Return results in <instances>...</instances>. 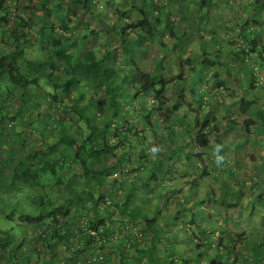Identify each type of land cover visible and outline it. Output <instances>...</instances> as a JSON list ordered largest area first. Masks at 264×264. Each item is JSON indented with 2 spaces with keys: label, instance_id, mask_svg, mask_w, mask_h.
I'll return each mask as SVG.
<instances>
[{
  "label": "trees",
  "instance_id": "trees-1",
  "mask_svg": "<svg viewBox=\"0 0 264 264\" xmlns=\"http://www.w3.org/2000/svg\"><path fill=\"white\" fill-rule=\"evenodd\" d=\"M109 1L37 0L36 3L35 0H0V84L8 86V97L15 95L9 89V86H13L21 89L24 97L29 96L27 99L30 101L36 99L31 97L29 92L34 88L33 90L39 92L42 97L40 99L42 115L47 116L43 126L42 143L33 146L22 158H12L8 164L10 172L0 176V264H29L31 256L42 257L44 255L48 256V261L43 264H56L53 257L57 253L55 247L58 244H63L69 253L66 260L60 261V264H70L69 262L72 264H105L104 261L92 260V253L96 252V248L93 237L87 232L88 230H102L106 235L110 231L106 222L108 214L103 215L96 206L107 193L115 194L128 188V184L121 179L125 176L126 170L131 167L137 169V167L149 165L153 168L150 177L154 178L163 170V162L171 157V155L167 158L159 155V157L150 158L155 155L158 147L151 142L152 136L148 133L160 135V130L163 129L164 134L161 136L172 145L181 127L179 137L183 138V142L175 153L187 154L185 149L192 144L193 155L198 158L204 155L202 150L211 146L210 136L216 129L215 119L204 116L202 121L197 119L193 123L188 118H182L177 126L159 119L158 112L161 102L166 100L164 93L170 84L166 80L168 74L162 62L156 65L155 71H142L130 67L123 71L121 78H115L116 69L112 65L115 50L108 48L109 42L102 45L96 44L100 36L98 26L117 28L122 39L127 40L133 36L137 44L149 39H157L164 44L159 37V33L162 32L178 40L185 39L188 32L195 30L199 22L192 24L191 27L185 25L191 29L185 30L181 36H178L171 14L168 13L161 18L167 3L180 4L185 0H122L124 5L113 6L111 15L103 16V10L100 7L108 6ZM192 1L199 10L211 8L218 3V0ZM254 1L262 6L259 12L257 9L250 10L237 22V25L241 26L239 35L241 44L237 48V60L235 61H238L240 66L243 65L242 71L231 67L230 61L233 59L224 61L220 54H217L213 60H202L201 64L205 68L214 64L221 65L226 70L229 68L227 72L233 79L231 81L233 86L238 88L236 92L241 104L240 108L235 110L236 113L244 114L250 110L255 120L261 124V127L257 129L263 128L260 132L264 137V122H262L264 119L261 118L260 110L255 105L257 101L249 99L245 91L246 67L251 66L252 60L257 66H264V31H262L264 18L261 16L262 8L264 10V0ZM150 3L153 4L152 10L147 8ZM37 7L40 10L39 14ZM250 7L253 9L252 5ZM12 9L17 11L14 19L11 15ZM111 17L118 22H111ZM203 18L200 16V22ZM90 41L92 45L89 44ZM36 48L38 49L36 57L31 62L25 59L26 64L20 67L18 55L23 54L27 49L34 53ZM95 48L98 50L96 51ZM100 50H103L102 54H99ZM178 77L184 80L183 74H179ZM115 79L119 82L114 83ZM46 85L51 91L46 90ZM250 85L255 89L253 80ZM94 88L99 89L100 94L109 95L108 107L113 110L112 115L99 117L98 109L89 113L86 107L90 103L82 105L73 95L79 92V96H82L81 93L84 92L82 89L89 93L94 91ZM64 95L70 98V105H65ZM147 97H152L153 100L148 101ZM193 97L197 100L195 93ZM138 99L141 100L139 101L141 107L137 111L126 109L129 103H137ZM29 100H25V103L30 102ZM204 103L205 100L201 98L199 104ZM29 104L31 106L33 102ZM176 107L177 105L174 104L172 108ZM47 108L52 110L51 113ZM125 112L135 116L138 126H141L135 127L133 131L120 128L119 123H116V117L124 118ZM73 113L79 117L78 121H73ZM29 116H34V114L30 113ZM0 123L3 124L2 119ZM248 126V124L245 126L247 130H249ZM25 133V131L14 132L11 135L23 136ZM11 135L8 134L7 137ZM50 137L53 142L49 143L48 138ZM112 137L116 139L112 141ZM260 143L264 145V139ZM139 148L143 153L138 158L129 155V150L137 151ZM110 156L113 158L112 162H110ZM6 161L5 163H8V160ZM202 169L203 173L208 174L206 166ZM67 170L73 171L72 174H68V181L76 182L73 189L60 200H55L50 196L46 198L47 187L55 188L65 184ZM115 173L119 175L117 180L110 177ZM260 178L262 182L260 181L259 199L260 203H263L264 165ZM114 184L115 187H113ZM156 185L154 180L145 183V187L150 190L151 194L161 197L157 192L155 193ZM29 186L40 191L31 197L36 206V213H22L18 225L17 223L15 225L13 220L18 204H11L13 201L7 197L15 199L20 196L16 194L24 193L26 189L33 190ZM152 186L154 189L151 188ZM145 187L142 186L143 189ZM132 190L129 188L125 191V200L119 205L120 212L129 221L142 220L147 232L153 233V236L150 245L140 246L138 239L134 237L137 233L128 231L127 236H131L130 244L136 248V254L133 257L128 256L124 251L127 246L126 242L124 239H119L117 247L123 251L121 260L127 258L126 264H167V262L205 264L202 260L196 261L189 255L179 260L173 256L158 257L156 249L159 242L163 241L165 245H169L174 242V239L169 236L163 224H158L157 218H163V215L157 208L155 210L140 209L138 206V211L132 209V205H136L134 199L130 197ZM238 192L231 193V195L237 197ZM16 200L18 203V198ZM183 211L179 216L184 217L190 211L192 221L198 223L192 206ZM87 212L95 214L89 218L85 215ZM140 216L143 219H140ZM179 216L172 217V221L178 220ZM82 219H85L84 223L81 222ZM123 224L122 221H118L113 225L122 227ZM13 226H22V229L28 227L32 230L29 232L27 230L26 235L28 236L17 239ZM38 230L40 231L36 232ZM80 233L81 236L77 237ZM139 234L144 236L142 228ZM255 236L245 241L247 247L254 246ZM195 237L196 235H190V240L197 246V250L204 248ZM214 237L218 240V244L215 241L206 240L205 247L209 249L205 248L204 252L207 254L206 250H215L214 257L207 264H223L222 257L224 256H228L229 264H237L238 261L234 255L236 241H228V239L217 238L213 235ZM105 245L101 246V249ZM23 246L27 247L25 252L22 251ZM261 253L262 247L260 246L259 254L254 255L253 262L258 261V258L264 255ZM89 254H91V260Z\"/></svg>",
  "mask_w": 264,
  "mask_h": 264
},
{
  "label": "rangeland",
  "instance_id": "rangeland-1",
  "mask_svg": "<svg viewBox=\"0 0 264 264\" xmlns=\"http://www.w3.org/2000/svg\"><path fill=\"white\" fill-rule=\"evenodd\" d=\"M250 1L218 0V3L213 7L204 8L201 11L197 9L192 0H185L180 4L167 3L166 10L162 11L161 18H164L168 13L171 14L178 36H181L185 30L191 29L185 25L191 27L194 23L199 22V24L195 30L188 32L185 39L181 40L175 39L165 32L159 33V37L164 41V44H161L157 39L143 40L137 44L133 36L127 40L122 39L117 28L98 26L100 36L96 44L102 45L109 42L108 48L115 50L112 59V65L116 69L115 78H121L123 71L130 67L152 72L156 70V65L159 62L164 65L168 74L166 80L170 84H168L164 93L166 100L164 102L162 100L158 112L161 121L177 126L182 118H188L193 123L197 119L202 121L204 116L216 120L214 122L216 123V129L210 136L212 145L205 150L206 154L203 158L193 155L192 144L186 147L187 154L175 153L179 150L181 142H183V138L179 137L181 127L178 136L173 139L172 145L161 136V134H164L163 129H161L160 135L148 133L152 136L151 142L158 147L155 152L156 156L153 155L150 158L159 157V155H164L167 158L168 155H171L163 162L161 173L157 177L151 178L150 174L153 172V168L149 165H143V167H137L139 170L136 167H131L126 170L125 176L121 178L122 181L128 184L127 191L129 188L133 189L130 192V197L134 199L136 204L132 205L133 210L138 211V206L140 209L155 210L157 208L163 215V218H157V222L163 224L174 242L169 245H165L163 241L159 242L156 251L160 258L166 255L179 260L189 255L196 261L200 262L202 260L203 263L207 264L214 257L215 250H206L207 254L204 252L205 248L209 249L205 247L206 240L215 241L218 244V240H215V237L213 238V235H215L217 238L222 237L228 239V241H236L234 255L237 258V264H264V255L258 258V261L253 262L254 255L259 254L260 246L262 247L261 254H264V202L260 203L259 199L260 183L262 182L260 174L264 165V157L261 156L263 154L262 148H260L261 145L256 140L246 137L244 128L241 126L244 120L255 117L251 112L242 116L235 113V105H239L240 100L236 88L231 82L233 79L228 75L227 70L229 68L226 70L218 64L213 65L212 68H205L201 64L202 60H213L217 54H220L224 61L233 59V61H230L231 67L242 71L243 65L240 66L238 61H235V59L237 60V48L241 44L239 40L241 26H238L237 22L250 10L257 9L259 12L260 7H262L254 0L250 4ZM109 2L108 6L101 4L102 7L100 8L103 10V16L111 15L113 6L125 4L122 0H110ZM152 5L151 3L148 4V10L153 9ZM250 5L253 6V9ZM200 16L204 17L202 22H200ZM261 16L264 18L263 8ZM110 20L113 23L118 22L114 20V17H111ZM89 44L92 45V41ZM37 50L36 48L32 53L30 49H27L24 50L23 54H19L18 63L20 67L26 64L25 59L31 62L36 57ZM102 52L103 50H100L99 54H102ZM196 67L197 69H194ZM246 73L247 85L245 88L258 99L260 105L257 107L260 110L261 118L264 119V66H257L255 61L252 60L251 66L246 67ZM179 74L184 75V80L179 79ZM118 79H115L114 83H118ZM252 80L255 82V89L250 85ZM190 86L196 91V96H200L197 100H193ZM7 87L5 84H0V119L3 120V124L0 123V176L10 172L8 164L12 158H22L29 149L42 143L44 138L43 126L47 120V116L42 115L43 109L40 104L42 97L39 92L33 90L34 88L30 90L31 97L36 98L30 101L27 99L29 96L24 97L22 90L13 86H9V89L15 95L8 97ZM45 88L47 91H51L47 85ZM82 91H84L80 92L82 96H79V92L73 95L79 99V103L82 105L90 103L86 107L89 113L98 109L100 112L99 117L113 114V110L108 107L109 95L100 94V90H95V88L94 91L89 93L87 90L82 89ZM199 98L204 99L205 103L200 105ZM69 99L68 96H63L65 105H70ZM146 99L148 101L153 100L152 97ZM25 100L30 102L26 101L25 103ZM139 101L141 100L138 99V102L134 104L129 103L126 109L137 111L141 107ZM31 102H33V105H28ZM174 104L177 105L176 108H172ZM47 110L50 113L52 111L48 108ZM30 113H33L34 116H29ZM125 113V117L122 119L116 117V123H119L120 128L133 131L135 127L141 126H138L135 116ZM72 119L78 121L79 117L73 113ZM250 128L255 129L254 127ZM22 131L26 132L23 136L11 135L14 132L21 133ZM254 133L255 130L251 134H247L251 136ZM8 134L11 135L9 138L7 137ZM216 138L219 142L218 145L215 143ZM111 139L114 141L116 138L112 137ZM52 140V137L48 138L49 143L53 142ZM238 143L241 145L237 146ZM129 152L130 156L136 158L143 153L141 148L137 151L129 150ZM6 160H8V163H5ZM112 161L113 158L110 156V162ZM204 166L208 168V174L203 173L202 168ZM72 172L71 170L66 171L65 184L55 188L47 187L46 193L48 194H45L46 198L50 196L55 200H60L67 196L76 184L74 181H68V174H72ZM118 176V173L110 175L116 180ZM152 180L156 181L157 184L155 193L157 192L161 197L151 194L150 190L145 187V183ZM77 185L79 186V184ZM115 186L114 184L113 187ZM154 186L151 188L154 189ZM134 187H136L135 190ZM30 188L33 190L26 189L24 193L16 194L20 195L17 197L18 203L17 198L7 197L10 201H13L9 203L18 204L13 220L15 225L16 223L18 225L22 213H36V206L31 197L39 190H34L33 187ZM126 190L122 189L115 194L107 193L100 204L96 206L100 213L103 215L108 214V221L106 220V222L110 227L113 228V224L118 221L129 224V228H124V224L122 228L121 225H115V229L110 228L106 237L102 235L107 246L104 249L98 247V250L92 255L95 258L102 257L100 261H104L105 264H126L127 258L121 260L123 251L117 247L119 239H124V242H126L127 246H125L124 251L128 256L132 255L133 257L136 254V248L133 245L131 246L132 239L131 236H127V231L132 230L131 232L137 233L134 237L138 239V245L140 246L150 245L153 236V233L147 232L142 220L129 221L126 216L121 214L119 205L125 200ZM236 191H239L238 196H232L231 193ZM106 197V201H103ZM189 206H192L193 211L196 212L198 223L192 221L190 211L184 217L179 216L181 211ZM94 214L92 212L86 213L89 218H92ZM174 216H179V219L173 222L171 218ZM140 219H143V217L140 216ZM165 219L168 222L164 221ZM21 227L13 226V232L17 239L28 236L26 235L28 234L27 230L28 232L32 230L28 227L25 229ZM141 228L144 236L139 234ZM190 235H196V240L204 248L197 250V246L190 240ZM254 235H256L254 246L247 247L245 241L251 239ZM79 236H81V233ZM55 248L57 253L53 257V261L60 264V261L66 260L69 253L63 244H58ZM26 249L27 247L23 246L22 251L25 252ZM109 258L111 260H106ZM228 260V256L222 257L223 264H229ZM29 261V264H43L48 261V256H31ZM69 263L72 264V262ZM167 264L172 263L167 262Z\"/></svg>",
  "mask_w": 264,
  "mask_h": 264
},
{
  "label": "crops",
  "instance_id": "crops-1",
  "mask_svg": "<svg viewBox=\"0 0 264 264\" xmlns=\"http://www.w3.org/2000/svg\"><path fill=\"white\" fill-rule=\"evenodd\" d=\"M35 2L37 3V0H35ZM207 9H209V8H207ZM203 10V9H202ZM199 11H201V10H199ZM37 12H38V14H39V12H40V10H39V7H37ZM215 65V64H214ZM212 66L213 65H211V66H209L208 68H212ZM216 75H218V74H216ZM195 83H197V82H195ZM254 89V88H253ZM190 90L192 91V94L193 93H195L196 94V91L194 90V89H192V87L190 86ZM238 90V88H236V91ZM245 91L248 93V95H249V99H253V100H255V101H257L256 103H255V105H257V106H259L260 104H259V102H258V99L257 98H255L254 96H253V94L251 93V91H249L248 89H246L245 88ZM237 93V92H236ZM241 94V93H240ZM238 95V94H237ZM198 97H200V96H197V98ZM238 98H239V96H238ZM193 100H195L194 99V97H193ZM239 100H240V98H239ZM238 106V107H237ZM240 106H241V104H240V102H239V105L238 104H236L235 105V110L236 109H239L240 108ZM249 112H251L250 110H247V112H245L244 114L243 113H240V114H238V115H247V114H249ZM235 113H236V111H235ZM237 114V113H236ZM252 114V113H251ZM250 118H252V119H247V120H244V122H243V124L241 125L243 128H244V131H245V133H246V137H248V138H251L252 140H256V142H258L260 145H261V147L260 148H262V151H263V154L261 155L262 157H264V145L262 144V143H260L261 141H263V139H264V137H263V134H262V132H260L262 129L260 128V129H257V127L259 128V126L261 127V124L257 121V120H255V118H253V117H250ZM246 124H248L249 126V130H247L246 128H245V126H246ZM250 127H254L255 129V133H254V135H251V136H249L247 133H249V134H251L254 130H252ZM259 138H260V140H259ZM210 143H211V137H210ZM215 143L218 145L219 144V142L217 141V138L215 139ZM212 145V144H211ZM241 144L240 143H238L237 144V146H240ZM208 149V148H207ZM206 150V149H205ZM205 150H202V151H204V155L206 154V152H205ZM219 152V151H218ZM238 153V152H237ZM204 155H202L201 156V158H203L204 157Z\"/></svg>",
  "mask_w": 264,
  "mask_h": 264
},
{
  "label": "built area",
  "instance_id": "built-area-1",
  "mask_svg": "<svg viewBox=\"0 0 264 264\" xmlns=\"http://www.w3.org/2000/svg\"><path fill=\"white\" fill-rule=\"evenodd\" d=\"M16 14H17V11H16V9H12L11 10V15H12V19H14V17L16 16ZM106 199H107V197L103 200V201H106ZM100 208V207H99ZM86 215V214H85ZM86 217H88V215H86ZM82 223H84L85 222V219H82V221H81ZM110 227V226H109ZM115 227V226H114ZM112 228V227H110V228H112L113 230L115 229V228ZM123 227V226H122ZM121 227V228H122ZM44 228V227H43ZM124 228H129V224L128 223H124ZM40 230H38V231H36V232H39ZM129 231H132V230H129ZM92 237H93V239H94V246H95V248H96V250H98V247H101V246H103V245H105V244H107L106 243V240H105V238L102 236V235H104L103 234V231L102 230H100V231H97V230H88L87 231ZM128 232V231H127ZM79 236V234L77 235V237ZM105 237H106V235H105ZM104 239V240H103ZM106 247V245L102 248V249H104ZM106 255H108L107 253H106ZM105 255V256H106ZM104 256V257H105ZM91 254H89V259L91 260ZM95 259H97V260H101L102 259V257H99V258H95L93 255H92V260H95Z\"/></svg>",
  "mask_w": 264,
  "mask_h": 264
}]
</instances>
